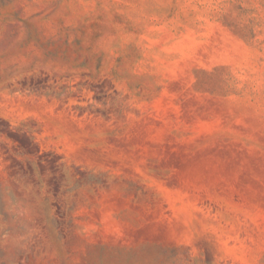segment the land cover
<instances>
[{"label":"rangeland","instance_id":"1","mask_svg":"<svg viewBox=\"0 0 264 264\" xmlns=\"http://www.w3.org/2000/svg\"><path fill=\"white\" fill-rule=\"evenodd\" d=\"M0 264H264V0H0Z\"/></svg>","mask_w":264,"mask_h":264}]
</instances>
